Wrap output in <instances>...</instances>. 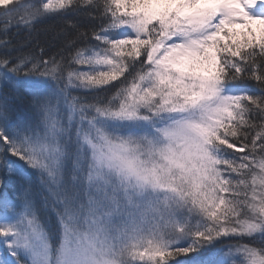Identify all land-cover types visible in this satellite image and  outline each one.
I'll return each mask as SVG.
<instances>
[{"label": "trees", "instance_id": "1", "mask_svg": "<svg viewBox=\"0 0 264 264\" xmlns=\"http://www.w3.org/2000/svg\"><path fill=\"white\" fill-rule=\"evenodd\" d=\"M164 2L170 7L163 12L180 23V4L200 5L199 0ZM120 8L117 0H13L0 5V226L15 231L18 240L26 228H37L45 253L34 262L42 264L60 261L67 229L97 238L87 246L98 250L87 252L100 263L193 264L206 258L198 264H264V40L235 50H221L217 40L211 44L222 74L215 85L230 92L233 100L229 118L216 128L228 145H212L207 173L198 171L205 185L192 188L196 179L191 174L187 181L170 173L142 174L156 192L144 200L134 198L130 204L138 208L129 214V209L119 212L113 200L89 194L74 168L75 159L63 161L84 154L65 140H80L87 128L99 137L119 136L126 147L154 144V125L121 124L111 115L125 97L135 95L133 87L153 83L148 47L159 42L174 21L152 22L135 35L131 26H118L130 17ZM236 21L220 26L225 40L241 32L234 30ZM239 22L264 27V19L255 15ZM184 29L193 36V27L186 23ZM94 52L120 58L121 74L101 84L82 79L94 73L79 65V57ZM133 107L137 115L156 121L149 115L154 104ZM47 144L60 151L57 164L40 153ZM156 157L149 159L151 165ZM159 159L160 174L164 159ZM115 198L119 203L125 199L119 193ZM72 242L81 262L83 254ZM137 245L149 253L138 256ZM11 249L0 237V254L28 264L17 242Z\"/></svg>", "mask_w": 264, "mask_h": 264}, {"label": "rangeland", "instance_id": "2", "mask_svg": "<svg viewBox=\"0 0 264 264\" xmlns=\"http://www.w3.org/2000/svg\"><path fill=\"white\" fill-rule=\"evenodd\" d=\"M11 1L13 0H0V5ZM117 1L121 5L119 11L123 12L124 16H130L126 23H119L118 26H131L135 35L141 33L152 22L160 20L170 23L174 21L169 27L172 29L162 34L159 42L148 47L146 55L153 63V68H151L153 83L147 85L137 83L138 85L132 88L133 91H136L135 95L129 94L128 97H125L121 101V108L111 115V120H121V124L145 123L148 125L151 123L154 125L150 131L151 136L155 137L154 144L149 147L144 144L142 147L138 143L126 147L121 144L123 139L119 136H115V139L109 136L111 138L109 139L105 134H102L99 137L87 128L80 140L71 136L64 139L68 145L74 146L77 152L84 154H72L70 157L66 156L63 161L71 157L75 159L74 168L89 188V194L99 195L103 200L109 202L113 200V206L117 205L119 212H126L125 209H129L128 213L131 214L134 209L138 208L130 204L134 198L144 200L148 195H153L156 192L154 184L142 180V174L151 177L155 173L159 176L170 173L179 176L178 178H184L185 181L187 178L189 179L187 175L191 174L196 179L192 188L205 185L204 180L199 179L198 171L201 174L207 173L205 169H208L211 163L212 145H221V143L228 145L222 141L220 134L217 135L216 128L225 118H229L233 100L230 92L215 85L216 81L219 82L218 78L222 74L219 71L218 54L211 44L220 37L221 39H217V41L223 45L221 50L228 49V47L235 50L244 45L264 40V27L260 26L256 29L252 25L239 24L240 18L245 17L239 12L250 13L253 10L261 19L264 18V0H236V5L241 2L238 7L234 6V0H199L200 5L196 8L180 4L176 12H181L180 14L184 17L183 23L172 19L170 12H163L167 7H170L169 3L164 0ZM174 2L172 1V5ZM217 13L224 15L218 17L220 14L216 16ZM179 16L181 15L176 13V19ZM228 19L237 20L238 22L234 23V30L241 32L230 40H225V37L218 35L216 30L217 27L223 26ZM186 23L194 28L193 36L195 37L184 29ZM179 36L180 38L186 36L192 38L181 41L177 39ZM170 40L172 41L169 42ZM160 50L162 52L157 55ZM135 52L134 50L131 53ZM151 52L153 55L150 54ZM225 53L223 52V54ZM78 63L86 68L85 71L94 73H87L82 76V79L96 84L110 80L111 77H117L123 68L120 58L113 54L106 56L95 52L83 54L79 57ZM113 73L115 74L112 76ZM153 85L158 86L157 92ZM138 103L154 104V110L149 115L155 116L156 121L149 122L150 120H147L146 116L137 115L133 111L135 108L133 106ZM146 107L150 106L146 105ZM143 112L147 113L144 110ZM117 125L119 128L120 123ZM120 127L123 129V126ZM48 131H50V126ZM60 135L64 136L63 133ZM118 137L120 139L116 140ZM80 145L83 147L81 148ZM150 152L153 153V156L148 155ZM40 153L44 157L48 155L54 164H57L62 156L60 151L51 149L50 144L40 148ZM156 156L164 159L161 168L163 171L160 174L158 173L160 159ZM154 157H156L154 159L156 164L151 165L149 159ZM183 174L186 175L183 176ZM116 193L125 199L123 201L120 199L119 203L115 198ZM24 226L27 227V225H22V227ZM36 229L35 227L26 228L24 235L19 233L20 240H18L14 234L15 231H10L3 225L0 226V237L5 239L9 249L14 242H17L19 251L21 250L28 257L26 259L28 264H42L34 262V258L45 253L43 236L41 237ZM240 232L245 233L246 230L242 228ZM65 234L66 238L60 248V261H57L56 264L110 263L105 259L108 263L94 261L91 254L87 252L98 250V248L87 246L94 245L97 241L94 235L76 230L73 234L68 229ZM72 241L77 242L79 247L77 251L83 254L81 262L78 261ZM11 250L13 251V249ZM28 253L32 255L31 258ZM136 253L138 256H143L149 252H146L142 245H137ZM40 261H42V257ZM250 262L259 264L256 260ZM0 264L17 263L1 253Z\"/></svg>", "mask_w": 264, "mask_h": 264}]
</instances>
